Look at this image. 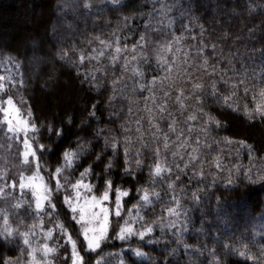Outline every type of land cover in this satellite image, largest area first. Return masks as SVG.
<instances>
[{"label": "trees", "instance_id": "obj_1", "mask_svg": "<svg viewBox=\"0 0 264 264\" xmlns=\"http://www.w3.org/2000/svg\"><path fill=\"white\" fill-rule=\"evenodd\" d=\"M125 7L114 10L112 5L105 7L101 0H90L91 9L83 8V0H0V75H8L10 71L17 78L20 72H23L25 87L22 90L9 89L7 95H12L18 106L21 107V115L27 116L30 107L33 113V122L38 125L37 133L29 132V139L35 138L34 147L37 150V156L41 169L45 177L49 180L51 171L61 163V154L65 149H75L80 144H85L87 154L82 161H79V167L72 171L71 181L74 183L80 178V173L89 165H93V171L85 176V182H91L94 185L93 192L88 195L99 197L104 191V180L112 179L116 187L130 191L128 197L123 198L122 217L110 216L109 238L102 244L98 250L101 256L110 261V264H118L120 256H123L126 264H211L213 257L209 252L215 248L217 256L224 264H264V220L259 217L264 215V183L247 184L241 183L240 187L232 192H225L221 184L215 191L205 189L202 196L208 195L211 200H202L197 206L192 199V192L203 188L205 184H211L212 175L216 169L213 167L214 159L220 156L226 168L233 164H249L247 150L243 149L237 156V147L235 144L225 146L223 141L225 137L233 140H245L254 144L259 156L264 157V123L259 119L250 122L244 115V107L254 108L253 92L257 94L260 88H264V83L259 82V77L255 81L249 80L245 85L239 86V90L231 103L233 107L238 106V111L224 109L222 107L224 95H229L231 87L224 83L229 77L236 79L243 76L242 67L248 61V56L253 58L259 56V52H253V49H259L264 46V0H121ZM162 6L171 8V11H161ZM99 9H103L100 11ZM182 13H184L182 15ZM124 17H128L125 23ZM148 25L146 30L145 25ZM201 28L204 29L201 35ZM227 33V37H225ZM141 34H145L148 39L147 47L143 50L137 49L136 53L131 51L132 45L136 44ZM111 43V48H105L99 40ZM119 37L120 47L123 49L127 45L126 51L115 52L116 40ZM174 37H180V43L174 42ZM195 37V39H193ZM203 40L209 46L216 44V53L213 55L209 47L207 55L210 63L216 65L217 72L215 76L207 75L203 70H197L200 58L196 51ZM169 41L173 42V51L164 52L165 59L172 62V57H176V63L171 73L172 80L175 81V87H169L166 82L164 90L169 91V96L165 98L158 81L155 85L156 100H145L150 97L147 89L140 91L139 83L146 85L152 80L153 75L163 77L166 75L157 62V54L161 45H167ZM179 47L180 52L175 49ZM96 49V52L92 50ZM103 50L105 55L99 56ZM67 51L66 58L61 59V55ZM189 52V60L192 62L188 71L192 73L193 80L186 81L182 78V72L187 65L183 63L184 53ZM84 53L98 57V59H85L83 64L79 62V55ZM132 55H137V60L132 61ZM13 57L22 63V68L17 71L15 63H9L7 57ZM117 56L115 62L111 57ZM125 57H129L128 70L125 71ZM232 61L229 65L228 61ZM115 64V66H113ZM232 66L236 71H231ZM138 67L144 72L141 79L136 77L132 68ZM248 74L251 77L252 71L257 65L247 63ZM227 70V75L224 72ZM87 80L85 81V76ZM93 76L96 77L95 81ZM223 76V79H222ZM114 81L119 83L114 84ZM215 81L219 89L220 99L216 100L208 95L204 100V111L221 120L222 127L219 131H212L209 134L207 144L203 142L204 134L200 131L203 121H187L190 114L195 113V98L184 101L187 105L186 110H181L177 102L178 89H185V95L192 91L193 83H202L203 91L211 93V84ZM95 84V86H93ZM244 87L250 91L247 96L244 93ZM115 89V91H114ZM135 89V91H133ZM5 94L0 93V97ZM195 95H201V91H196ZM110 97H114L109 101ZM167 100L166 112L161 119L156 105ZM26 101V103H22ZM96 104L95 116L88 119L89 112L93 111L92 105ZM131 107V112L129 108ZM146 108L153 110L155 116L154 123L158 124L162 133H167L170 140L175 141L177 133H171L168 125L172 122L168 118L170 113L177 121V129L184 128V135H191L193 143L182 151L191 152L195 146V137H201L200 159L206 161L203 165L205 178L197 183L199 177L193 176V171H200V165L196 168L189 167L187 174L181 176L180 181L175 184V195L180 201L181 212H187V219L190 221L187 231L182 236L183 243H175V229L168 225L170 220L167 216V208L173 207V192L167 189V184L175 181L176 169L173 164V157L170 152L167 155L168 163L173 168L170 178L158 179L154 190L160 193L157 200L153 197V203L147 209H141V215L144 220L135 219L136 212L133 209L129 214L128 209L133 208L138 202L137 189L142 194L143 188L148 187L152 191L153 178L150 176L151 166L155 163L153 155L156 144L151 143V133L155 128L149 124L150 113ZM199 115V113H195ZM3 114L0 113V120ZM72 123L69 124L68 121ZM140 124L137 125V121ZM191 125V134L187 127ZM49 126L54 129L63 128V135L57 137L55 132L49 133ZM6 125L0 124V166L8 170V180L13 178L17 180L21 171L30 175L34 170V165H21L18 153L23 150L21 140L9 139L11 134L6 133ZM140 127L144 133V140L149 142L148 149H141L142 155L141 167L138 169L135 164V152L140 148V142L137 137L140 133L136 132ZM125 129L128 132L125 133ZM97 132H102L96 136ZM128 134L132 137V175L124 174V136ZM105 138L112 141L118 138L121 142L119 155L113 158V166L107 175L104 174V166L110 157H113L109 147L102 161H96L95 157L104 148ZM43 144L45 150L40 151L39 145ZM210 145V147H209ZM161 158L164 157L163 142L160 143ZM175 151L176 149H171ZM188 157L185 155L184 159ZM177 161L179 157L176 158ZM257 163L264 167V160ZM10 164H13L9 167ZM183 167V164H181ZM13 168V170H11ZM67 174V173H66ZM226 179V172L220 174ZM168 174H165L167 177ZM63 182V181H62ZM3 183V181H0ZM54 187L55 181L50 182ZM183 190V191H182ZM11 191V190H9ZM69 195H73L69 189ZM83 194V190H82ZM65 191L56 193L55 203L57 205V214L49 217L43 215V225L40 220L35 218L34 213L29 215V206L27 203L20 209H15L13 205L21 197L19 188L8 198L0 199V209H6L9 215V224L17 232L25 231L35 225L36 230L48 231L54 229L48 245L56 247L57 252L50 257L53 264H64V257L71 255L70 245L65 244L59 229H55L57 221L63 222L69 227L73 239L77 240L78 247H83L81 227L71 221V213L63 203ZM220 196L226 199L228 208L232 214L230 219L217 221L214 214L216 197ZM25 201H31V192L24 193ZM114 190L109 203L114 208ZM34 208V204L32 205ZM246 212V214H245ZM11 216V217H10ZM125 220L133 223L134 229L139 232L143 227L153 225V232L141 241L138 236L130 237L128 240L120 241L116 238L120 225ZM185 220L182 214L177 220V225H181ZM203 222L204 231L201 232ZM165 227L162 229L161 224ZM21 224L23 226H21ZM227 225V227H226ZM3 225V215L0 214V229ZM219 229V231H217ZM217 235L220 241L217 242L211 237ZM148 240L157 241L149 244ZM229 243L232 247L239 250H246L256 257V260H247L239 255L232 254L225 256L223 245ZM183 244H188L190 250L185 254ZM207 248L204 249V245ZM245 245L247 248L245 249ZM24 245L20 240H15L14 246L9 242L0 239V258L19 256ZM141 249L146 255L144 257H135L131 249ZM200 248L202 254L194 253V250ZM176 249L175 254L172 250ZM112 253V256L108 254ZM89 264H95L98 258L95 253L88 254L82 252ZM70 264V259L68 261Z\"/></svg>", "mask_w": 264, "mask_h": 264}, {"label": "snow or ice", "instance_id": "obj_2", "mask_svg": "<svg viewBox=\"0 0 264 264\" xmlns=\"http://www.w3.org/2000/svg\"><path fill=\"white\" fill-rule=\"evenodd\" d=\"M101 3L107 7L108 5H112L114 10L120 9L125 7L122 4L121 0H101ZM83 8L84 9H91L92 4L90 0H83ZM103 11V9H99ZM171 8L166 6H162L161 11L165 12L171 11ZM184 13H182L183 15ZM128 17H124L125 23L128 22ZM147 30L148 25H145ZM204 29L201 28V35H203ZM227 37V33H225V37ZM100 44L104 45L105 48H111V43H106L104 40H100L97 37ZM180 37H174V42L178 45L180 43ZM195 39V37H193ZM148 39L145 34H141L139 40L136 44L132 45L131 51L136 53L137 49L143 50L147 47ZM209 47L213 55L216 53V44L213 43L210 46L204 42L203 40L200 41V46L196 51L197 57L200 58L197 70H203L209 76H215L217 72L216 65H212L210 63V58L207 55ZM127 50V45H124L122 49L119 43V37L116 40V47L115 52L117 54L121 53V51ZM96 52V49L92 50ZM173 51V42L169 41L167 45H161L160 51L157 54V62L161 65L162 71L166 73L163 77L153 75L152 80L146 85L145 83H139V81H134L135 83L139 84L140 91H144L147 89L152 95L150 97H145V100L152 99L153 103H155L156 96H155V85L159 81L161 84V91L163 92V96L167 98L169 96V91L164 90V85L167 82L169 87H175V81L172 80L171 73L173 71V67L176 63V57H172V62L169 63L167 59L164 58L162 53L164 52H172ZM178 53L181 51L179 47L175 49ZM253 52H259V56L257 58H253L252 55L248 56V61L242 67L241 71L243 72V76L232 79L229 77L228 80H224L223 82L229 84L231 87V91L229 95H224L223 100L224 103L222 107L224 109H232V111H238V106L233 107L231 100L233 97L236 96L237 91L239 90V86L245 85L249 80L255 81L256 77H259V82L264 83V46L259 49H253ZM68 55L67 51L61 55V59L66 58ZM105 53L103 50L99 52V56H104ZM189 52L184 53V61L183 63L187 65L183 69L182 78L186 81H192L193 76L192 73L188 71V68L191 67L192 62L189 60ZM98 59L96 56H92L89 54L87 57L84 53L79 55V62L83 64L85 59ZM112 61L115 62L117 56L111 57ZM125 71L128 70L129 64V57H125ZM132 61L137 60V55H132L130 58ZM7 61L9 63L14 62L15 68L19 71L22 68V63L18 60H14L13 57H7ZM258 61V71L254 68L252 71V76L250 77L248 72L247 63H251L253 65H257ZM229 65H232V61H228ZM115 66V64H113ZM132 71L136 77L143 78L144 72L140 71L138 67L132 68ZM231 71L235 72L236 69L232 66ZM224 76L227 75V70L223 74ZM96 77L93 76V80L95 81ZM223 79V76H222ZM87 80V75L85 76V81ZM119 83L118 81H114V84ZM95 86V84H93ZM25 87V79L23 72H20L19 77L17 78L14 76L10 71L8 75H0V93L5 94L3 97H0V113L3 114V119L0 120V124L6 125V133L11 134L9 139H15L17 142L21 140V134L23 135L22 139V146L23 150L18 153V158L21 165H34V170L31 172L30 175L26 174V172L21 171L18 174V183L15 178L11 181L8 180V170L0 166V199H5L12 196L17 189L21 193V197L16 201L13 205L15 209H20L23 207L25 203L29 206V215L34 213L35 218L40 220L41 226L43 225V215H48L49 217L57 214V205L55 203L56 193L60 192L61 190L65 191V195L63 198V203L67 207L68 211L71 213V221H74L75 224L80 225L81 232L80 235L82 236V245L83 247H78L77 240L73 239L72 233L69 230V227L66 226L63 222L57 221L55 224V229H59L62 235V238L65 240L66 245H70L71 248V255H65L64 257V264H68L70 259V264H89V261L85 258V255L82 254L88 253L92 254L95 253L97 255V259L95 264H110V261L106 260L103 256L100 255L98 250L101 249L102 244L109 238V223H110V216L114 215L117 218L122 217V208H123V198L128 197L130 195V191L126 189H122L120 187H116L115 183L112 179L108 178L104 180V191L103 193L97 197L96 195H88V193L93 192L94 185L89 181L85 182V176H88L93 171V165H89V167L85 168L80 173V178L76 179L73 183L71 181L72 171L75 167H79L78 162L82 161L85 155L87 154V149L85 144H80L77 141L78 147L75 149H65L61 154V163L51 171L50 178L51 180L55 181L54 187L51 186L48 182L44 180L43 175L41 174V165L39 162V157L37 156V150L34 147L35 138L29 139V132L37 133L39 131L38 125L33 122V113L29 107L27 111V116L21 115V107L18 106L15 98L12 95H7L9 89H16L17 91L22 90ZM204 85L202 83H193L192 84V91L185 95V89L179 88L178 95H177V102L180 105L181 110H186L187 105L184 101L195 98L196 105L195 113H199V115L193 113L187 117V121H196L198 119L203 121V126L200 128V131L204 134L203 142L207 144L209 139V134L212 131H219L222 127L221 120L212 115L210 112L204 111V100L208 95H211L214 99L219 100L221 97L218 95L219 89L217 88V84L215 81L211 84V93L203 91ZM201 91V95H195L196 91ZM115 91V89H114ZM135 91V89L133 90ZM250 89L248 87H244L245 96H247ZM114 97H110L109 101H111ZM253 102L255 104L254 108H249L248 105L244 107V115L248 118L250 122H255L257 119L261 123H264V88H260L258 94L254 91L253 92ZM22 103H26V101H22ZM166 105L167 100L165 99L161 104L156 105L159 113L161 114V119L164 118V113L166 112ZM96 104L92 105L93 111L89 112L88 119H91L95 116V108ZM146 110L150 113L149 115V124L155 128V131L151 133L152 141L151 143L156 144V148L154 149L153 155L155 158L154 165L151 166L150 169V176L153 178V183L151 185L152 191L149 190L148 187L143 188V192L141 194L140 189H137L138 193V202L136 205H133V208L128 209L129 214L132 213L133 209H135L136 217L135 219L144 220V216L141 215V209H147L153 203V197L157 200L160 198V193L155 191V184L158 182V179L170 178L173 173L172 166L169 165L167 155L170 152L171 156L173 157V164L175 165L176 174H175V181H171L167 184V189L173 192L172 201L174 206L167 208V216L169 218L175 217L176 219L170 220L169 227L175 229L176 240L175 243L178 245L183 243L182 236L184 232L187 231L189 220L187 219V212H181L180 201L176 198L174 189L176 182L180 181L181 176L187 174V169L189 167L195 169L197 164L200 165V171H193V176L189 178V181L195 177H199L197 183H200L205 178V173L203 171V165L206 161H202L200 159V145H201V137L198 135L195 137V146L192 147L191 152L182 151L186 149V147L190 146L193 141L191 135L185 136L184 128L177 129V121L174 116L170 113L168 114V118L172 121L169 125V131L171 133H177L176 140H170V137L167 133H162L161 129L158 124L154 123L155 116L152 114L153 110L151 108H146ZM129 112H131V107L129 108ZM69 124L72 123L71 120L68 121ZM137 125L140 124L138 120ZM49 133L55 132L57 137H61L63 135V128L54 129L53 127L49 126L48 128ZM187 131L191 134L192 127L189 125L187 127ZM128 132V129H125V133ZM136 132L140 133L137 137V140L140 142V148L136 149L135 152V164L136 167L139 169L141 167V159L139 157L142 155L141 149H148L150 147L149 142L144 140V133L141 132L140 127H137ZM102 134V132H97L95 135L98 137ZM161 138L163 142V149H164V157L161 158ZM217 143H223L225 146H231L233 144L237 147V156H239L240 151L243 149L247 150L249 164L244 166L242 164H233L230 168H226L223 164L222 159L220 156L215 157L213 167L216 169L215 173H211L213 179L211 184H205L203 188H200L196 191L192 192V199L196 203L197 206L200 205L202 200H211V197L208 195L202 196L201 193L208 189V191H215L218 187H223L225 192H232L235 191L237 188L240 187L241 183L247 184H256V183H264V167H261L257 161L264 160V157L259 156L256 152L254 144L248 143L245 140H233L232 138L225 137L223 141H217ZM132 137L128 134L124 136V146H123V155H124V174L125 175H132L131 165L132 161L130 157L132 156ZM111 148L113 157L108 159V162L104 166V174L107 175L109 171H111L113 166V158L119 155L121 142L118 138H114L112 141H109L105 138L104 148L103 150L98 153L95 157L96 161H102L104 158L105 153L107 152L108 148ZM210 147V145H209ZM175 148V151L171 149ZM39 149L41 152L45 150V146L43 144L39 145ZM185 155L188 157L186 160L184 159ZM177 157L179 160L177 161ZM183 164V167H181ZM226 172V179L221 177V173ZM67 173V174H66ZM168 174L165 177V174ZM220 180L221 184H218L217 181ZM63 181V182H62ZM69 189L73 193V195L67 194ZM11 190V191H9ZM31 192V201H25L23 196L25 191ZM83 190V194H82ZM114 190V208L110 206L109 203L111 201V197ZM183 191V190H182ZM34 204V208L32 205ZM234 207L228 204L226 199H222L220 196L216 197V204L214 206V214L216 220L222 221L226 219H230L232 214L229 213L228 208ZM0 214L3 215V224L4 227L0 229V239L3 241H7L9 243L16 240L17 229H14L9 226V213L6 209H0ZM184 215L185 220L181 225H177V220L180 219L181 215ZM260 220H264V215L259 217ZM165 225L162 223L161 228L163 229ZM227 227V225H226ZM35 225L30 227L27 231L19 232V236L22 238V244L24 248L21 249L19 256L16 258L12 257H3L0 258V264H53L50 257L53 256L57 252L56 247H50L48 243H44L40 247H33L32 241L30 237L35 235L34 231ZM154 230L153 225H148L143 227L142 230L137 232L134 227L133 223L129 220H125L124 224L120 225L119 231L116 234V238L120 241L128 240L130 237L138 236V238L143 241L145 237L150 235ZM54 229H48L47 233L45 234V240H48L52 237ZM201 232L204 231L203 229V222L200 229ZM219 231V229H217ZM213 240L219 242L220 237L214 235L211 237ZM157 241L148 240L149 244L156 243ZM185 249V254H187L190 250V246L188 244H183ZM204 249L207 248L205 244ZM245 249L247 245L244 246ZM223 250L225 256L236 254L240 257H244L247 260H256L257 258L254 257L252 254L248 253L246 250H239L232 247L229 243L225 242L223 245ZM25 252L27 259L25 260ZM37 252H40L41 259H37ZM132 255L135 257H144L146 254L139 248L131 249ZM176 249L172 250V254L174 255ZM194 253L202 254V250L197 248L194 250ZM112 256V253L108 254ZM209 255L213 257L211 264H224L223 261L217 256L216 249L213 248ZM118 264H126L125 259L123 256H120ZM170 264V262H169Z\"/></svg>", "mask_w": 264, "mask_h": 264}, {"label": "rangeland", "instance_id": "obj_3", "mask_svg": "<svg viewBox=\"0 0 264 264\" xmlns=\"http://www.w3.org/2000/svg\"><path fill=\"white\" fill-rule=\"evenodd\" d=\"M13 164H10L9 165V167H11ZM11 170H13V168H11ZM41 174L43 175V177H44V180L46 181V182H48L49 184H51L50 182H53V180H49L47 177H45V175H44V172L42 171V169H41ZM55 184V183H54ZM26 192H30V191H27L26 190ZM245 214H246V212H245ZM11 217V216H10ZM12 222H14V221H11V224H9V226L10 227H14V225L12 224ZM4 225V224H3ZM21 226H23L22 224H21ZM30 228V227H29ZM28 228V229H29ZM15 229V228H14ZM28 229H26L25 231H27ZM34 231H35V235L34 236H32V237H30V239H31V241H32V245H33V247H40L41 245H43L44 243H48L49 242V240L50 239H48V240H45V234L47 233V231H40V230H36V229H34ZM20 232H23V230H21ZM16 240H20L21 241V243H22V238L19 236V232H17V234H16ZM14 242L15 241H13V242H11L10 244L12 245V246H14ZM27 259V257H26V252H25V260ZM37 259H41V254H40V252H37Z\"/></svg>", "mask_w": 264, "mask_h": 264}]
</instances>
